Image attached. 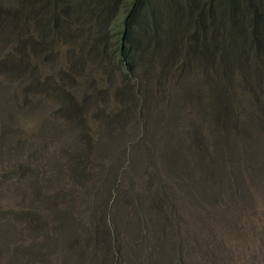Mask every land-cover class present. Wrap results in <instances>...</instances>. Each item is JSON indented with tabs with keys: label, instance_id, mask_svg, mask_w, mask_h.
<instances>
[{
	"label": "trees",
	"instance_id": "16d2710c",
	"mask_svg": "<svg viewBox=\"0 0 264 264\" xmlns=\"http://www.w3.org/2000/svg\"><path fill=\"white\" fill-rule=\"evenodd\" d=\"M153 85L180 136L135 129L87 187L91 127L106 145L139 106L153 120ZM92 99L113 108L77 104ZM252 209L264 217V0H0V264H264V223L255 249L221 231Z\"/></svg>",
	"mask_w": 264,
	"mask_h": 264
},
{
	"label": "rangeland",
	"instance_id": "374dc122",
	"mask_svg": "<svg viewBox=\"0 0 264 264\" xmlns=\"http://www.w3.org/2000/svg\"><path fill=\"white\" fill-rule=\"evenodd\" d=\"M152 53H155L156 50L151 49ZM141 95L144 96V101L141 103L145 107V109L148 110L149 116H153L156 114V117L151 120L147 121L146 123H143V120L141 119L143 108L140 106L138 107L136 111V115L134 117L129 118V122H125L123 128L116 131L115 133H110L107 136H111L110 139L115 138L110 144H103L102 142H105L108 140L107 137H103V134H107L110 132L111 129L109 128H100L97 126H92L91 129L95 133L93 138L96 139L95 142L93 141L92 146L94 148V151L90 149V152H92V156L90 157L86 172L91 176V178L86 181L85 185L87 187L93 186V190H98V187L100 185L101 180L106 176L107 174V162L109 161V158L105 155L107 154H115L116 151L125 148L126 151L130 150L131 144L134 142V145H138L141 143V136L146 137L144 134H139L135 137L134 130L137 129L140 133L145 129L150 135H157L156 137H160L159 135H163V132L160 130H157L160 126H165L164 129V140L167 139V141H173L175 140L174 137H169V132H173L175 134H178L177 129L174 130V127L171 123L175 122V119L173 116L168 118L166 121H161L159 118V115L157 114L158 110H161L163 105L166 103L167 98L163 97V92L159 91L154 85L152 86V90L150 92H145L143 90V93L141 92ZM94 103H100L99 108L104 109L102 111V114L100 116L105 117L109 114L111 109L113 108V105L110 103L103 104L100 102V100L92 99L85 102H77V104H82L81 107L86 108L89 106L93 107ZM183 103L181 102L180 108L182 107ZM167 114H170V109L165 110ZM170 119H174L170 123L168 122ZM154 127H157L154 128ZM102 134V136H100ZM179 135V134H178ZM180 136V135H179ZM155 137V138H156ZM150 139V138H149ZM83 145V144H82ZM180 144H178V147ZM82 160V159H80ZM69 179V178H68ZM70 184L73 186H76L73 181L69 180ZM62 184V183H61ZM61 184L56 185L55 187H60ZM253 209L250 210L248 213H244L241 211L236 212H227L225 214V217H222L223 221V228L227 233L224 235V239L227 242L233 243L236 246V250L239 251V246L244 240L249 247L254 248L256 246V242L260 240L261 238V228L264 223V217L262 213L255 211V213H252Z\"/></svg>",
	"mask_w": 264,
	"mask_h": 264
}]
</instances>
